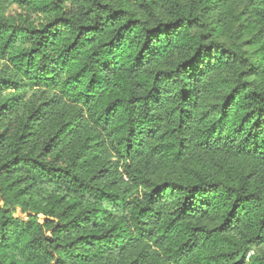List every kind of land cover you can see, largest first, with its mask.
<instances>
[{
	"label": "trees",
	"instance_id": "1",
	"mask_svg": "<svg viewBox=\"0 0 264 264\" xmlns=\"http://www.w3.org/2000/svg\"><path fill=\"white\" fill-rule=\"evenodd\" d=\"M0 264H264V0H0Z\"/></svg>",
	"mask_w": 264,
	"mask_h": 264
}]
</instances>
